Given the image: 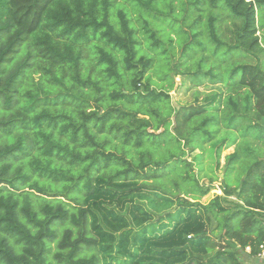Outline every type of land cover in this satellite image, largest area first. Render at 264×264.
Here are the masks:
<instances>
[{"label": "trees", "instance_id": "trees-1", "mask_svg": "<svg viewBox=\"0 0 264 264\" xmlns=\"http://www.w3.org/2000/svg\"><path fill=\"white\" fill-rule=\"evenodd\" d=\"M186 82L217 88L171 106ZM206 145L216 168L233 146L222 179ZM263 243L264 0H0V264H241Z\"/></svg>", "mask_w": 264, "mask_h": 264}, {"label": "rangeland", "instance_id": "rangeland-1", "mask_svg": "<svg viewBox=\"0 0 264 264\" xmlns=\"http://www.w3.org/2000/svg\"><path fill=\"white\" fill-rule=\"evenodd\" d=\"M155 72L151 73V79L153 81H158L155 77ZM174 80L176 86H179L181 77L179 76L178 72L172 73L171 75ZM217 87H215L213 84H210L209 82H205L203 86H196L192 87L189 83H185L184 87L180 89L173 90L169 93L170 96V105L173 107H178L180 104H190L193 103L197 94L199 96L198 101H201L202 95L206 94L208 92H211L212 90H215ZM200 94V95H199ZM222 136V135H221ZM209 148L208 145H206V150ZM233 152V146L223 149L220 153L219 158V168H216V160L213 157V152L211 150H207L206 153H202V167L203 171L202 174L209 175L210 173L214 176L218 175V179H222V166L224 164V158L226 155L231 154ZM198 154V151H195L193 154H190V157H188V161L192 160V158ZM225 182L229 184L232 187H235L237 185V182L233 177H229L225 179ZM201 184L206 185L208 183L207 178H203L200 181ZM215 189L211 190L207 196L201 199V203H208L209 200L212 198L213 195H221V191L219 189V183L215 182ZM173 210V209H172ZM172 210L170 212H172ZM53 246V245H52ZM240 256V262L241 264H259L260 260L257 257H248L246 255H243L242 253L239 254Z\"/></svg>", "mask_w": 264, "mask_h": 264}, {"label": "built area", "instance_id": "built-area-1", "mask_svg": "<svg viewBox=\"0 0 264 264\" xmlns=\"http://www.w3.org/2000/svg\"><path fill=\"white\" fill-rule=\"evenodd\" d=\"M245 252L249 253L250 252L249 248H245ZM257 257L259 258L261 264H264V243L259 246V253Z\"/></svg>", "mask_w": 264, "mask_h": 264}]
</instances>
